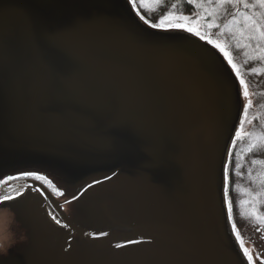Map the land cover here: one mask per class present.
Wrapping results in <instances>:
<instances>
[{
  "label": "water",
  "instance_id": "95a60500",
  "mask_svg": "<svg viewBox=\"0 0 264 264\" xmlns=\"http://www.w3.org/2000/svg\"><path fill=\"white\" fill-rule=\"evenodd\" d=\"M140 18L129 0H0V164L85 188L70 231L109 252L77 264H247L224 193L237 83L187 31Z\"/></svg>",
  "mask_w": 264,
  "mask_h": 264
},
{
  "label": "rangeland",
  "instance_id": "374dc122",
  "mask_svg": "<svg viewBox=\"0 0 264 264\" xmlns=\"http://www.w3.org/2000/svg\"><path fill=\"white\" fill-rule=\"evenodd\" d=\"M166 3V0H142V3H140L138 0L139 6L147 12V18L139 13L136 6L135 9L138 11L139 16L143 17V20L147 21V23L150 24V19L154 17L157 19V23H155L159 24V21L164 17V13H161L162 16H158V12H164L162 9H164ZM194 4L197 11L202 14L203 18H210L213 23H218L224 15L229 13V11L232 12L236 10L237 7H250L251 9H254L255 7L258 10H262L264 8L257 4L256 0H244V2L231 4L222 3L221 0H196ZM168 8H171V10H166L168 15L165 16H167L172 23H176L178 21L180 23L191 24V26L194 27L196 21L201 19L199 15H194L193 17H186L187 20H184L183 18L178 17V10L174 6ZM198 29L200 35L204 36V39H200V36L194 35L190 32H187V34L193 38L194 41L206 44L208 51L211 52L212 56L216 58L219 63L223 64L233 75L239 89L238 92H240L237 110L239 111L240 109L241 112L239 116L241 119H243L245 115L243 112V105H248V101L252 103L251 106L253 103H255L256 106H259L263 103L258 101L259 98L257 97V94H251L252 90L249 91L246 84L245 88L248 92V95H243L245 88H242L240 85L237 72L233 71L231 65L228 63V58H226L219 49L214 47V44L208 43L209 39H211L214 43H219L221 46H223L225 51L229 53L230 58L232 59L231 52L226 50L227 48L224 46V41L229 38L230 31L229 29H221V32H214L213 26L208 21H203L201 27ZM233 63L235 64L234 61ZM235 65L237 66V64ZM239 77L242 78L240 73ZM261 112L262 115L260 123L251 125L250 122L245 121V123H243L244 126L243 124L240 125L239 131L241 134L238 136V142L236 143V200L239 207L242 208L238 236L232 227L231 219L229 218L228 203L225 201L227 214L226 220L229 222L232 233L234 234L235 242L240 248V252H238L243 262L247 264H249V260L248 257L244 255L245 249L252 258L251 264H256L252 254L250 253L251 249L257 252L256 259H259L261 262H263L262 264H264V150L261 151L262 146L264 145V112ZM8 119V117H4L0 120V157H2V151H4L6 148V140H3L1 128L5 123V120L7 121ZM251 148L253 149V152L249 155ZM246 149L248 150L247 156L242 155L241 153ZM22 171V168L17 166L13 167L9 166V164H0V184L4 183L9 177L15 175V173ZM37 171L43 172L52 177V179L55 181V186L59 189L61 188L62 195H60L58 202L67 199L66 197H71L70 180L67 179L64 174L55 172L52 168L51 172L44 169H38ZM11 210L15 216L19 214V217H21V221L19 223L20 228L16 227V232L18 230L21 234H23V236L26 237V239L22 241V247L25 248L27 253L24 259H22L20 262L17 260L18 263L16 262V264H29L31 261H34L38 251L48 245L47 239H45L46 237L42 230L45 228V223L38 225L36 220L39 215H33L32 213L26 212V209L22 206H14L11 208ZM78 216H80L79 213ZM74 217L75 219H79L77 216ZM115 247H117V249H122L123 246L120 248L118 244H116ZM13 250H15V247H12L9 252ZM29 257L31 260H29ZM74 264H77V262Z\"/></svg>",
  "mask_w": 264,
  "mask_h": 264
},
{
  "label": "flooded vegetation",
  "instance_id": "af4514ba",
  "mask_svg": "<svg viewBox=\"0 0 264 264\" xmlns=\"http://www.w3.org/2000/svg\"><path fill=\"white\" fill-rule=\"evenodd\" d=\"M237 140L238 137L235 139V144ZM22 170V172H17L15 175L11 176L13 179L9 180L8 178L4 183L0 184V193L9 187L19 185L18 188L9 193V195L16 197L19 201V203L14 206H22L26 209V212L39 215L36 220L38 225L45 223V228L42 230L48 245L41 248L36 254L34 261L29 264H74L76 263L74 260L79 257L80 254L85 253L90 254V256H87V260L89 261L95 260L96 262H100L103 260L106 253L109 252V248L104 241L90 240L77 234H72L70 231V222L74 223V225L76 224L78 227H83L80 222L75 221L78 219L74 217H79V204H74L72 201L73 198L78 199L77 196L80 195L85 188L81 189L76 197H66L67 199L58 202L60 195H62V191L61 188L59 189L55 186V181L52 177L43 172L34 171L37 175L44 176L46 180H50L54 187L49 186L46 180H38L34 176H25V172H33L29 170L28 167H24ZM36 186L42 187L52 197L50 195H48V198L44 197L38 189H35ZM17 191L21 193L20 196H17ZM4 203L12 204L13 202L5 201ZM58 206H60V211H58ZM56 212L57 214L59 213L60 218H58ZM15 218L17 221V228H20L19 223L21 217H19L18 214ZM57 219L60 221V224L56 223ZM87 225L88 226H85V228L89 231L103 234L107 233L105 229H97L106 227L107 225L105 223L89 222ZM111 232L129 233L130 231L111 229ZM20 235L21 233L17 230L18 242L14 246L15 250L9 252L7 256H0V264H16L17 260L20 262L24 259L27 251L22 247V241H19ZM118 246H122V244H118Z\"/></svg>",
  "mask_w": 264,
  "mask_h": 264
},
{
  "label": "trees",
  "instance_id": "16d2710c",
  "mask_svg": "<svg viewBox=\"0 0 264 264\" xmlns=\"http://www.w3.org/2000/svg\"><path fill=\"white\" fill-rule=\"evenodd\" d=\"M166 5L162 11L158 12V16L161 13L168 15L166 10H171L168 7H175L178 10V17H193L199 15L201 19L194 24L195 28L201 27L203 21H208L213 26L214 32H221V29H229L230 36L224 41L226 50L231 52V57L235 64H237L239 73L248 90L251 94H257L258 101L263 104L256 106L255 103L251 106V102L248 101V109L244 115L243 121L250 122L251 125L260 123L262 112H264V37H261L260 33L264 32V8L258 10L237 7L234 11H229L221 18L217 23H213L210 18H203L202 14L197 11L194 3H189V0H166ZM137 10L145 18L148 17L147 12L137 4ZM162 16V15H161ZM150 24H156L157 19H150ZM156 22V23H155ZM178 22V21H177ZM260 111V113H259ZM238 140L236 141V143ZM236 144L233 148L231 160L228 164L229 182L228 188V201L231 203V224L238 236V228L240 227L241 209L236 200L237 182H236V164L235 156ZM261 150V149H260ZM264 150V145L262 150ZM251 148L249 155L252 154ZM242 155L248 154L246 149L241 153Z\"/></svg>",
  "mask_w": 264,
  "mask_h": 264
},
{
  "label": "snow or ice",
  "instance_id": "6c2138e0",
  "mask_svg": "<svg viewBox=\"0 0 264 264\" xmlns=\"http://www.w3.org/2000/svg\"><path fill=\"white\" fill-rule=\"evenodd\" d=\"M140 3H142V0H139ZM196 0H189V3H195ZM222 3H240V2H244V0H221ZM129 3L132 6H137L138 4V0H129ZM256 3L259 4L261 7H264V0H256ZM143 19V17H141ZM184 20H187V18H183ZM147 22V21H146ZM153 28H161V29H167L166 30H173V29H180V30H184L190 33H193L194 35L200 36V39H204V36L200 35L199 29L195 28L193 26H191V24L188 23H180V22H176V23H172L169 18L167 16L163 17L160 21L159 24H152L151 25ZM261 37H264V32L260 33ZM208 43L210 44H214V47H216L217 49H219L226 58H228V63L231 65L233 71L237 72V77L239 78V82L240 85L242 86V88H245V81L239 77V72L237 69V66L233 63L232 59L230 58V55L227 51H225V49L223 48V46H221L219 43H214L211 39L208 40ZM243 95L247 96L248 92L245 90L243 91ZM248 109V105H243V112L246 113ZM244 123L243 119L240 120V124L242 125ZM236 136L238 137L240 135V131L237 129L236 130ZM233 145L235 144V140L232 141ZM225 175H224V183H225V188H224V193H225V201L228 203V211H229V218H231V203L230 201H228V182H229V175H228V169L227 167H225ZM25 176H34L36 179L38 180H46V177L41 176V175H37L34 172H25L24 173ZM13 179V177H9V180ZM47 184L49 186H53L52 182L50 180H46ZM23 187V186H21ZM54 187V186H53ZM21 193L19 191H17V196H20ZM5 201H12V204H5ZM19 201L16 199V197L6 194V195H2L0 196V206L3 207H7V208H13L15 204H18ZM57 224H60V221L57 219L56 220ZM244 255L248 257L249 260V264H251V256L247 253V250H244Z\"/></svg>",
  "mask_w": 264,
  "mask_h": 264
},
{
  "label": "clouds",
  "instance_id": "9594fccd",
  "mask_svg": "<svg viewBox=\"0 0 264 264\" xmlns=\"http://www.w3.org/2000/svg\"><path fill=\"white\" fill-rule=\"evenodd\" d=\"M16 227L17 221L12 210L7 207H0V256H7L10 249L17 244ZM25 239L23 234L19 236V241Z\"/></svg>",
  "mask_w": 264,
  "mask_h": 264
}]
</instances>
